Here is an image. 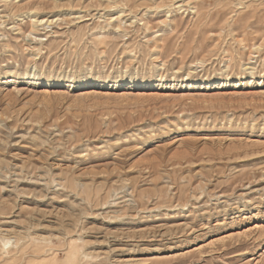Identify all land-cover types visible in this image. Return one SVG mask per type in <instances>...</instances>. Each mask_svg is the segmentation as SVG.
Returning a JSON list of instances; mask_svg holds the SVG:
<instances>
[{
	"label": "rangeland",
	"instance_id": "1",
	"mask_svg": "<svg viewBox=\"0 0 264 264\" xmlns=\"http://www.w3.org/2000/svg\"><path fill=\"white\" fill-rule=\"evenodd\" d=\"M0 264H264V0H0Z\"/></svg>",
	"mask_w": 264,
	"mask_h": 264
},
{
	"label": "bare ground",
	"instance_id": "2",
	"mask_svg": "<svg viewBox=\"0 0 264 264\" xmlns=\"http://www.w3.org/2000/svg\"><path fill=\"white\" fill-rule=\"evenodd\" d=\"M189 76V75H188Z\"/></svg>",
	"mask_w": 264,
	"mask_h": 264
}]
</instances>
